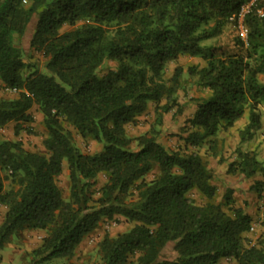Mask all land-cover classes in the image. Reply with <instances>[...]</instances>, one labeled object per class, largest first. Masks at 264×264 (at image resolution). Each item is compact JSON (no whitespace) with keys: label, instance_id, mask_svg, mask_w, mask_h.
I'll use <instances>...</instances> for the list:
<instances>
[{"label":"trees","instance_id":"obj_1","mask_svg":"<svg viewBox=\"0 0 264 264\" xmlns=\"http://www.w3.org/2000/svg\"><path fill=\"white\" fill-rule=\"evenodd\" d=\"M248 1L0 0V83L16 91L11 98L0 97V128L15 122L17 135L36 106L46 130L41 151L0 139V206L6 207L0 248L13 235L43 231L30 264L70 259L103 219L119 217L132 226L96 243L97 264H264V230L256 243L246 238L251 217L244 207H233L232 189H226L222 203L212 201V173L199 154L205 147L217 157L218 133L231 129L246 111L240 140L259 127L256 110L264 104L260 6L243 20L246 39H236L240 53L218 56L206 45ZM65 26L69 29L62 31ZM25 36L29 49L44 59L43 71L24 61L15 41ZM179 56L205 61L188 67L187 74L209 93L188 120L192 130L183 138L184 148H166L152 126L128 136L126 126L135 125L150 104L159 123L178 108L183 68L175 67L168 79L164 70ZM109 60L116 67L100 76ZM74 136L101 151L82 152ZM64 162L66 197L57 185ZM154 170L155 176L144 181ZM227 173L264 179V163L237 150ZM100 175L105 182L96 191ZM5 177L16 188L5 192ZM263 188L258 181L250 189L260 195ZM191 191L206 202L197 205ZM169 246L172 257L165 258Z\"/></svg>","mask_w":264,"mask_h":264},{"label":"rangeland","instance_id":"obj_2","mask_svg":"<svg viewBox=\"0 0 264 264\" xmlns=\"http://www.w3.org/2000/svg\"><path fill=\"white\" fill-rule=\"evenodd\" d=\"M77 25H80L78 23ZM69 29L64 27L62 31ZM236 39H240V32L236 25L233 23L226 24L221 34L215 39L206 42V45L214 48L216 55L222 54H238L241 49L236 45ZM16 45H20L24 52V61L27 64L37 66L38 70L43 71L44 59L42 56L30 50L28 47V36L23 39L16 40ZM205 61L201 58H190L188 56H179L175 61L167 63L164 70V78L168 79L175 67L181 66L183 68V84L184 87L178 92V108L173 107L168 113L162 115L161 123L157 121L158 114L154 111V105L150 104L147 111L140 116L137 123H141L142 126L139 128L134 125L129 128L128 135L137 136L147 132L152 126L158 130L157 140L159 143L164 145L169 150H182L184 148L183 138L192 129L188 123V120L192 118L197 108V101L201 98H205L209 95L208 91L201 89L195 84V78L187 74V68L190 66L201 67L204 66ZM116 67V63L113 61H106L105 64L98 71L101 76L109 70H113ZM264 81V79L261 78ZM15 93H9L0 83V97L11 98ZM164 101L161 102L163 104ZM259 115V127L252 132L250 137H247L245 141L240 140L239 133L244 129L248 123V112L239 119L234 126L229 130H222L218 133L216 141V148L218 150V156L212 157L210 152L205 150V147L199 149V154L209 167L212 173L211 183L216 188V193L212 199L214 203H222L223 195L227 188L232 189L233 207H244L245 212L251 217V224H255V228L252 232L246 234V238L251 243H256L260 234L264 230V188L263 192L258 195L250 188L255 182L263 181L264 179L259 175H255L252 178L246 179L238 174H228V165L236 160L237 150L239 148H246L245 152L254 153L256 159L264 163V104H260L256 110ZM41 136L40 133L36 134V143L33 144L37 147L42 140L37 138ZM75 144L79 149L88 154L96 153L99 148L95 144L83 142L80 138L74 136ZM155 170L148 174L144 181L151 180L155 176ZM3 176H5L3 174ZM105 182L103 175L98 176L96 183L94 184V190L98 189ZM7 191L14 188L8 177L4 180ZM57 185L59 186L63 195H68V179L67 173H62L57 179ZM98 194L93 195V198H97ZM197 205H202L206 202V199L198 194L196 191H191L188 194ZM130 198V197H129ZM132 199V198H130ZM226 210V208H225ZM132 225L126 222L122 218H114L112 220L103 219L100 225L94 231L93 235L87 236L84 240V248L86 254H89L88 264H97L98 256L96 254V243L105 235L114 237L122 232L127 231ZM96 232V233H95ZM15 240V238H13ZM163 257L171 258L172 250L171 247H167L163 252ZM44 264V263H41ZM53 264V263H45ZM223 264H227L225 261Z\"/></svg>","mask_w":264,"mask_h":264},{"label":"crops","instance_id":"obj_3","mask_svg":"<svg viewBox=\"0 0 264 264\" xmlns=\"http://www.w3.org/2000/svg\"><path fill=\"white\" fill-rule=\"evenodd\" d=\"M31 120L27 123H23L21 125L22 130L19 131L17 135L14 134V126L16 125L15 122H10L3 128H0V139L11 140V141H19L22 144V148L28 152H35L41 151L42 145L41 142L37 144V147H34L33 144L36 143V134L40 133L41 136L37 137L39 139H43L46 136V130L43 125V116L38 110L36 106L32 107L27 113ZM140 119V117L138 118ZM137 127H133L134 125H127L126 126V133L128 135V130L131 128H139L142 126L141 123L135 124ZM144 133V132H143ZM130 136V135H128ZM138 136V135H137ZM79 138L78 136H76ZM134 137V136H130ZM89 143L95 144L94 142L90 141ZM99 150L96 152L101 151V146L95 144ZM240 151L245 152L246 148H239ZM63 172L67 173L66 163H63ZM4 174V173H3ZM11 181V180H10ZM4 185V191H7V188ZM12 186H14L12 184ZM14 188H16L14 186ZM66 197L67 195H63ZM6 213V207L0 206V225L3 222L4 216ZM100 225V224H99ZM96 233V232H95ZM94 232L90 235H93ZM45 236L43 231H28L24 233H20L17 235H13L10 240L0 248V264H30L31 260V251L37 248L40 245L41 239ZM15 238V240L13 239ZM87 238V237H86ZM84 238L83 241L79 244L76 248L74 255L70 259H52L45 263H53V264H88L89 254H86L85 251H82L84 248ZM226 260H220L218 264H223ZM227 264L230 262L227 260Z\"/></svg>","mask_w":264,"mask_h":264},{"label":"built area","instance_id":"obj_4","mask_svg":"<svg viewBox=\"0 0 264 264\" xmlns=\"http://www.w3.org/2000/svg\"><path fill=\"white\" fill-rule=\"evenodd\" d=\"M30 1V0H28ZM258 4L260 7L256 10V14L258 17H262L264 15V0H249L248 2L244 3L241 8L239 13L237 14L236 17H230L229 22L233 23L236 25L237 29L240 32V38L242 41H245L246 39V31L244 27V18L245 16L250 12L251 8L255 5ZM9 93H16L14 89L8 90L6 89ZM255 228V224H251L249 227V232H252Z\"/></svg>","mask_w":264,"mask_h":264}]
</instances>
